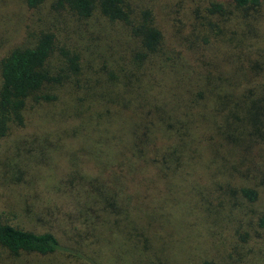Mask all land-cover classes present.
I'll list each match as a JSON object with an SVG mask.
<instances>
[{
  "label": "trees",
  "instance_id": "trees-1",
  "mask_svg": "<svg viewBox=\"0 0 264 264\" xmlns=\"http://www.w3.org/2000/svg\"><path fill=\"white\" fill-rule=\"evenodd\" d=\"M22 1L29 12H37L44 0ZM229 2L236 13L221 3H208L207 12L216 20H208V29L203 26L200 35L205 45L229 43L225 48L230 52L216 54V63H209L212 70L191 67L189 74L180 66L168 79L165 72L170 59L162 53L164 36L151 11L140 10L127 0H53L49 14L55 19L69 16L80 24L119 25L126 37L123 50L105 57L99 54L94 61L75 48H65L71 43L55 28L35 31L27 43L1 49L0 138L15 128L23 129L27 113L58 101L65 90L66 99L75 95L71 99L73 113L66 118L79 120L78 126L103 120L102 125L107 126L100 131L112 135L114 141L118 137L120 162L126 168L117 170L110 161L102 162L86 143L88 154L94 156L95 169L101 165L109 169L104 178L100 174L92 178H84L79 172L72 174L79 176V181L68 195L78 196V200L82 195L74 209L80 207L76 213L85 214V223L93 226L101 216L129 211L132 200H137L140 213L152 210L143 205L144 200L160 192L167 195L171 174H187L198 167L200 160L213 165L210 168L215 171L221 170L223 180L218 187L222 191H208L216 194L217 203L223 195H231L254 204L264 193V154L250 152L255 145L264 146V83H260L264 55L252 39L234 28L243 24L250 12H256L264 0ZM211 36L215 39L209 40ZM196 78L200 84H192ZM182 98L187 102L182 103ZM188 115L191 118L186 119ZM202 135L207 153L195 161L197 149L192 150L191 141ZM240 181L248 185L234 186ZM81 205L84 208L79 212ZM155 209L159 211L157 206ZM255 216L256 227L264 229V210ZM153 227L151 224L149 228ZM44 228L48 230L38 233L0 218V247L11 255L59 252L87 260L75 247L62 245L52 226ZM74 245L78 243L74 241Z\"/></svg>",
  "mask_w": 264,
  "mask_h": 264
},
{
  "label": "rangeland",
  "instance_id": "rangeland-1",
  "mask_svg": "<svg viewBox=\"0 0 264 264\" xmlns=\"http://www.w3.org/2000/svg\"><path fill=\"white\" fill-rule=\"evenodd\" d=\"M52 1L44 0L37 12H29L22 0H0V50L21 46L33 38L35 31L47 28L59 30L62 38L71 43L65 48H75L94 61L99 59V54L105 57L123 50L126 37L119 25L80 24L69 16L55 19L49 14ZM127 1L140 10L151 11L164 36L162 53L170 59L165 72L168 79L180 66L186 67L189 74L192 68L206 66L212 70L209 63H216L213 60L216 54L230 52L229 47L225 48L229 43L205 45L200 35L203 26L208 29V20L212 23L216 20L207 12L208 3L218 2L232 10L229 0ZM234 29L252 39L254 47L264 55V4ZM216 48L220 50L216 52ZM262 66L260 83H264V59ZM192 84L200 83L196 78ZM66 96L64 90L58 101L34 107L27 113L23 129L15 128L0 138V218L38 233L52 226L62 245L75 247L87 260L59 252L45 256L11 255L0 247V264H264V229L255 225V213L264 210V193L252 205L231 195H223L217 203L216 194L208 191L220 193L218 185H222L223 176L221 170L215 171L210 168L213 165H205L203 160L187 174H171L167 195L160 192L144 200L143 205L152 210L140 213L137 200H132L129 211L101 216L93 221V226L85 223V214L76 213L80 207L74 209L75 201L81 203L82 195L79 200L78 196L68 195L71 186L79 181V176L72 174L79 172L84 178L100 174L104 178L109 169L103 165L95 169L94 156L88 154L86 143L102 162L110 161L111 166H118L117 170L126 168L120 162L122 149L118 137L114 141L112 135L100 131L102 126H107L102 125L103 120L78 126L79 120L66 118L73 113L71 99L75 95L67 99ZM186 100L182 98L181 102ZM202 137H193L191 141L192 150L197 149L195 161L207 153ZM208 138L204 137L210 143ZM261 145H255L250 152L258 150L263 155ZM211 150L213 153L212 147ZM45 181L49 184L45 185ZM244 184L240 181L234 186ZM82 205L79 212L84 208ZM151 224L153 229L149 228Z\"/></svg>",
  "mask_w": 264,
  "mask_h": 264
}]
</instances>
